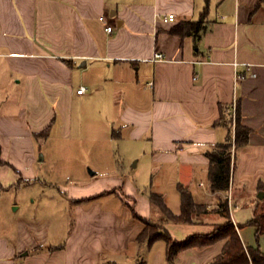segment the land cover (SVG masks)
Segmentation results:
<instances>
[{
  "label": "crops",
  "instance_id": "obj_1",
  "mask_svg": "<svg viewBox=\"0 0 264 264\" xmlns=\"http://www.w3.org/2000/svg\"><path fill=\"white\" fill-rule=\"evenodd\" d=\"M205 7L202 28L188 32ZM166 12L176 19L164 22ZM156 50L166 58L151 61ZM248 64L253 74L236 81ZM87 70L93 75L84 81ZM81 85L86 91L77 93ZM104 85L119 102L100 112L109 117L116 106L122 135L147 141L149 174L123 173L88 194L64 195L56 220L55 195L32 212L0 203V264H213L227 237L186 247L169 262L163 239L139 240L140 217L184 239L223 224L224 201L243 244L260 248L245 230L256 239L250 220L264 208L263 0H0V195L54 185L38 176V145L56 124L69 134L77 105ZM234 99L249 138L234 147L229 188L213 190L207 151L234 135L221 121ZM179 185L205 206L193 222L166 220L150 200L162 195L180 213ZM168 195L179 196L177 208Z\"/></svg>",
  "mask_w": 264,
  "mask_h": 264
},
{
  "label": "rangeland",
  "instance_id": "obj_2",
  "mask_svg": "<svg viewBox=\"0 0 264 264\" xmlns=\"http://www.w3.org/2000/svg\"><path fill=\"white\" fill-rule=\"evenodd\" d=\"M92 72L87 70L81 74L84 81L92 78ZM114 89L104 85L102 91L93 90L94 94L88 101L77 105L70 133L64 132L62 126L56 124L55 130L48 133L47 140L38 145V157L40 158L41 155L43 157L37 161L38 176L53 182L54 185L47 186L39 182L22 184L9 192H1L0 203L8 199L14 200L21 204V210L27 209L32 212L51 195H55L56 220L59 214L57 211L63 204L61 197L64 195L88 194L93 189L108 186L114 179L112 177L123 173L128 175L129 179L133 178L134 174L147 176L149 174L146 164L149 157L147 141L133 139L127 134L122 135L123 129L116 119V106L113 107L109 117L100 112L102 107L111 108V104H115L114 101L119 102L116 93L113 94ZM228 117L230 116L225 117V121L229 130H233L235 124ZM234 147V145L231 147L232 156ZM215 149L216 146L211 150ZM137 161H139L138 168L135 166ZM168 197L171 204H175L174 208H177L175 206L179 205V196L168 195ZM34 200L36 203H33ZM46 209L49 210L48 207ZM151 221L161 226L159 220L151 219ZM245 232L251 244H259L264 250V236L257 242L253 232L250 230Z\"/></svg>",
  "mask_w": 264,
  "mask_h": 264
},
{
  "label": "trees",
  "instance_id": "obj_3",
  "mask_svg": "<svg viewBox=\"0 0 264 264\" xmlns=\"http://www.w3.org/2000/svg\"><path fill=\"white\" fill-rule=\"evenodd\" d=\"M206 15L207 7L201 13L199 20L189 22L188 32L197 33L202 28V21ZM225 110L224 107L221 108V121H225V117L229 116L228 113H225ZM228 118L231 120V117ZM249 133L250 128L241 123L240 106L238 103L234 135L232 136L230 132L226 141L216 145L217 149L207 151V156L210 160L209 181L211 189L227 190L229 188L233 166L231 147L232 145L238 147L246 144ZM179 190L181 193V210L178 214L171 211L164 202L162 195L152 193L150 200L163 213L166 220L193 222L195 214L205 212V206L196 203L193 195L186 187L179 185ZM219 206L226 217V221L223 224L217 225L208 233L192 234L184 239H175L161 226L156 225L151 220L140 217V219L144 220L145 227L139 235V240L153 242L157 239H163L166 242L167 259L169 262H173L177 253L186 247L211 243L227 237L222 253L214 259L213 264H264V252L260 250L258 245L256 247H246L243 244L240 234L230 217L227 201L221 202ZM131 209L133 216L139 217L133 206H131ZM250 224L255 226L256 241L258 242L259 237L264 233V208L256 209L255 217L250 220Z\"/></svg>",
  "mask_w": 264,
  "mask_h": 264
},
{
  "label": "built area",
  "instance_id": "obj_4",
  "mask_svg": "<svg viewBox=\"0 0 264 264\" xmlns=\"http://www.w3.org/2000/svg\"><path fill=\"white\" fill-rule=\"evenodd\" d=\"M99 18H100V20L105 22V30L107 32H111L113 27L111 24L106 22V17L102 15ZM161 19L164 22H171V21H174L176 19V14L174 12H166V13H163L161 15ZM165 58H166V55L164 52L156 50V51H154L150 60L151 61H160V60H164ZM238 64H239L238 62H235V66H237ZM248 73L253 74L249 64L246 65L244 71H240V70L235 71V80L238 81V80L245 79L247 77ZM150 84H152V81H150ZM85 91H86V87L83 85H81L80 87L77 88V93H84ZM227 113L231 117L233 124H235L236 113H237V101H236V99H234L232 101V103L230 104V106L227 108ZM233 130H235V129H233Z\"/></svg>",
  "mask_w": 264,
  "mask_h": 264
},
{
  "label": "water",
  "instance_id": "obj_5",
  "mask_svg": "<svg viewBox=\"0 0 264 264\" xmlns=\"http://www.w3.org/2000/svg\"><path fill=\"white\" fill-rule=\"evenodd\" d=\"M83 64H84V63H83ZM40 158H41V159L43 158L42 155L40 156ZM257 196H258L259 198H263V197H264V190H260V191H258Z\"/></svg>",
  "mask_w": 264,
  "mask_h": 264
}]
</instances>
